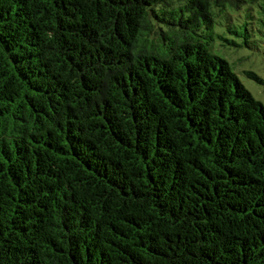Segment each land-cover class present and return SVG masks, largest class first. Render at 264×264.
Listing matches in <instances>:
<instances>
[{
    "label": "trees",
    "instance_id": "16d2710c",
    "mask_svg": "<svg viewBox=\"0 0 264 264\" xmlns=\"http://www.w3.org/2000/svg\"><path fill=\"white\" fill-rule=\"evenodd\" d=\"M217 41L264 46V0H0V264H264V105Z\"/></svg>",
    "mask_w": 264,
    "mask_h": 264
},
{
    "label": "rangeland",
    "instance_id": "374dc122",
    "mask_svg": "<svg viewBox=\"0 0 264 264\" xmlns=\"http://www.w3.org/2000/svg\"><path fill=\"white\" fill-rule=\"evenodd\" d=\"M213 52L227 60L231 69L238 74L244 86L251 92L257 100L264 105V46H257L254 49L234 47L215 43ZM250 70L258 75L263 81L259 82L247 77L243 71Z\"/></svg>",
    "mask_w": 264,
    "mask_h": 264
}]
</instances>
